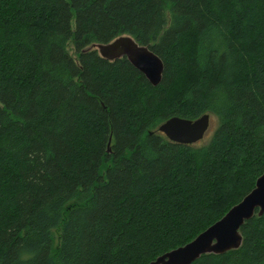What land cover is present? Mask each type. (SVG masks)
I'll return each instance as SVG.
<instances>
[{
    "label": "trees",
    "instance_id": "trees-1",
    "mask_svg": "<svg viewBox=\"0 0 264 264\" xmlns=\"http://www.w3.org/2000/svg\"><path fill=\"white\" fill-rule=\"evenodd\" d=\"M124 35L159 86L89 49ZM205 114V144L158 132ZM263 173L264 0H0V264H150ZM239 233L193 264H264V214Z\"/></svg>",
    "mask_w": 264,
    "mask_h": 264
},
{
    "label": "water",
    "instance_id": "water-1",
    "mask_svg": "<svg viewBox=\"0 0 264 264\" xmlns=\"http://www.w3.org/2000/svg\"><path fill=\"white\" fill-rule=\"evenodd\" d=\"M118 38H122V43L118 46L115 45V42L117 41L116 38L105 45H92V47L90 46L89 49L96 50L103 59L111 62L126 58L131 63V65L148 80V83H150L153 87L159 86L163 79L165 70L163 61L156 56L150 47L140 45L133 37L124 35ZM130 46H135V48L138 49L142 54V56L138 57L135 61L123 50L125 47ZM144 59H147L150 62V65L153 69L151 73L142 70L144 66ZM210 117L211 116L209 114H205L196 120H184L183 118L173 117L172 119H169L161 124L158 128V132L162 133L172 143L195 145L204 139L207 133L206 131L209 130L211 124ZM174 121H178L181 125L191 126L194 131L180 136H173L169 132V127L174 123ZM256 181L255 188L250 193H248V195L245 196L239 204L233 206V208L222 219L210 226L213 227L212 229H209L210 227L208 228L209 230L207 229L209 233H212L220 226L219 224H216L221 220L225 218V221H228L230 218L234 217L230 224L229 235L227 239L219 241L213 237L212 241L208 245L196 247H193L188 243L185 246L179 247L178 249L172 250L163 256H160L157 258V260H154L150 264H170V258L176 256L175 252L181 251L182 248L189 249L184 257H182L184 264H193L198 259L203 257V255H222L231 250L240 248L243 239L241 233H239L241 228L246 222L253 219L254 216L257 215L258 217H261L264 214V198L258 194V192H264V173ZM225 221H221L220 223L223 224ZM204 232H202V234L200 233V235H203ZM199 239L203 240L204 237ZM192 242L194 243V240Z\"/></svg>",
    "mask_w": 264,
    "mask_h": 264
},
{
    "label": "snow or ice",
    "instance_id": "snow-or-ice-1",
    "mask_svg": "<svg viewBox=\"0 0 264 264\" xmlns=\"http://www.w3.org/2000/svg\"><path fill=\"white\" fill-rule=\"evenodd\" d=\"M122 43V38H117V41L115 42V45L118 46ZM126 54L131 57L134 61L138 58L141 57L142 54L139 52L138 49L135 48V46H130V47H125L123 49ZM143 71L151 73L153 70L150 62L147 59H144L143 61ZM194 129L191 126L188 125H181L178 121H174L173 124L170 125L169 127V132L173 136H180L184 135L190 132H193ZM258 194L264 198V192H258ZM227 217V216H226ZM234 217L230 218L228 221H225V218L221 221H225V223L221 224L220 222L217 223L216 225H220L218 228H216L212 233H209V229H212L213 227H210L206 232H204L203 235H199L198 238H194V243L190 242V245L193 247L196 246H205L208 245L213 237H215L219 241H223L224 239H227L229 235V228L230 224L232 222ZM201 237H204L203 240L199 239ZM189 251L188 248H182L181 251L175 252L176 256L170 258V264H184V261L182 257Z\"/></svg>",
    "mask_w": 264,
    "mask_h": 264
},
{
    "label": "rangeland",
    "instance_id": "rangeland-1",
    "mask_svg": "<svg viewBox=\"0 0 264 264\" xmlns=\"http://www.w3.org/2000/svg\"><path fill=\"white\" fill-rule=\"evenodd\" d=\"M75 25V23L73 22V26ZM68 48V52L70 53V55L74 58V59H77V55H76V52H75V49L73 47L72 44H69L67 46ZM211 119V124H210V128L208 131H206V135L204 137V139L199 142L200 144H205L208 142V140L212 137L213 133H214V130L216 129V126H217V122H216V119L213 118V116L210 117ZM57 235H58V232L55 233V238L57 239Z\"/></svg>",
    "mask_w": 264,
    "mask_h": 264
}]
</instances>
